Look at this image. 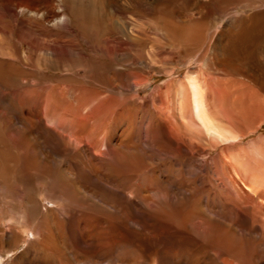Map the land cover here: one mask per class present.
Returning <instances> with one entry per match:
<instances>
[{"label":"bare ground","instance_id":"bare-ground-1","mask_svg":"<svg viewBox=\"0 0 264 264\" xmlns=\"http://www.w3.org/2000/svg\"><path fill=\"white\" fill-rule=\"evenodd\" d=\"M99 2L98 0H94L93 4L86 8L83 7L85 0H72V5L76 8L74 12L79 19H75V22H73L67 13L58 14L55 16L56 21L54 27L75 32V29L87 28L92 25L93 36L97 35V39H103L105 42L110 41V43L114 42L121 46V43L117 40L124 39L116 37V32L108 30L110 28V20L107 18L109 13H107L103 4L101 5ZM226 2L233 5L237 4L238 1L226 0ZM140 4V1L135 3L136 10L140 6H143ZM154 4L157 5V8L152 11ZM171 4H173L172 0L149 1V5L143 6L144 10L139 12L147 14L148 16L154 15L158 20H163V25L169 36H174L175 32L183 34L184 27L179 25L185 24V21L181 15H178V18L173 17L170 7ZM19 6L30 17H33L38 11L31 9L27 5L21 4ZM8 7L14 13H17V6L9 5ZM260 15L263 18L260 20V25H256V22H253L248 25L249 28L239 27L233 21L227 23L225 29L219 33L216 45L210 47L212 48L211 55L214 56L212 62H210L215 66V71L222 70L227 75H232V73L246 75L249 83H246L247 81L245 80V83L242 82L244 86H240V80L236 81V79L232 78H229L227 81H222V79L217 80L215 82L223 88L221 91L217 92L214 90L212 93V90L209 88L210 83L206 81L205 77L196 76L194 73H192L193 75L187 76L189 80L187 83L182 80L179 83L171 81L169 83V92L166 96L172 97V95L176 94L182 97L183 102L178 110L174 107L175 104L173 103L175 102L173 100L171 114H168L167 117L161 115L160 108L156 105L155 95L151 98L152 101H150L151 99L149 101L145 100L143 95L130 96L125 99V107L121 109L120 116L114 121L115 127L118 125H126L127 123V125H134L139 119L141 113L140 108L144 103L146 106L145 112L148 114L147 123L146 125L144 124L147 130L146 134L154 136L160 131L161 136L172 147L166 151L163 148H158L159 150L167 152L169 156L164 159L166 164L164 166L162 165L163 167L159 171L155 170V173L148 177L150 179L147 178L148 182H145L144 187H141L139 182L135 183L136 176L138 178L146 177L143 174L144 171L150 168V166L154 167V163L157 161L156 158L159 157L156 156L153 150L150 151L148 148L142 147L137 148L138 145L136 143L129 142L133 127L128 128L127 132L126 130L122 132L120 129H116L113 134L110 133L111 130L108 140V146L110 148L107 151H103L104 155L102 157L90 155L87 148L80 149L81 153L71 152L72 150L70 151L69 148H56L51 152L46 151L47 148L45 151L40 148H0V194L12 196V199L17 195L20 198V202L25 206L22 211L8 207L9 210L7 212H10L12 217L8 218V223H6L5 217L0 215L2 224L5 227L0 229V251L5 253L10 252L20 244V241L25 235L24 233H33L35 239L24 252L20 253L14 259V264H33L35 261L40 264H219L213 254L203 258V256L195 253L193 251L194 247L190 243L191 240L196 244H200L202 248H217L218 250L222 247L229 249V251L239 255L238 258L235 256L234 260L237 263L241 262V259L244 258L241 254L244 253L245 249L243 242L236 239L233 236L234 233L229 228L223 226L225 224L220 225L214 223L213 225V223H204L207 227L206 234L209 232V237L211 238L207 241L202 238V233L199 230H194L191 220H195L198 217L196 210H199L207 217L209 215L215 217L217 214V211H213L210 205L204 208L205 199L203 200V195L205 190L208 193H218L212 190V188L220 186L218 182L220 176L214 167L210 165V171L205 172L204 167L198 163V159L202 155L198 153L199 150L189 148V145L192 139H196L200 144H203L206 140V133H212L222 137L219 132L212 130L214 129L213 127L220 128L222 125L220 124L218 110L214 109L210 113L209 108H207L208 106L205 102L206 90L212 93L211 96L216 94L219 97L220 105H225L226 103L232 105V109L228 112L229 119L234 120L239 115L246 113L243 108L238 106L244 100L246 101L247 98L254 99L263 106L257 94L258 89H254L251 85L253 83L259 88H264V79L260 76L263 74L260 71L256 72L246 63H242L243 66H241L239 58L237 59L234 53L239 48L237 45L245 44L243 41L246 32L264 33V12H261ZM29 21L31 20L29 19ZM176 21H178L177 25L175 23ZM26 24L24 25V29L31 31V24ZM204 24L195 25V33H189V36L193 37L195 41L194 45L197 43L195 45L199 49L197 51H201L203 47L200 46V41L206 38L211 39L214 33H205ZM116 25L119 29L122 28L125 31L128 22L122 20ZM194 30L191 29V31ZM6 31L9 33L8 30ZM21 35L24 38L25 34L23 35V32ZM129 35L130 32L127 30L124 36L128 38ZM182 36L185 37L186 35ZM128 39H133L132 34ZM34 44L30 47L36 50ZM52 48H56V46H52ZM73 49L65 50L63 52L64 55L61 56L64 59L66 58L67 62H71H65L69 67L75 65L74 60L69 59V56L74 54ZM1 53L3 55H13L11 52ZM128 55L129 62L131 63L137 58L136 55H131L130 52H128ZM224 55L231 56V58H225ZM50 56L57 59L54 52ZM39 62L45 70H52L54 68L52 71H56V68L60 66L59 59L51 69L45 67L44 59H39ZM208 66H210L209 62L205 61L204 66L202 65L204 72L208 70ZM1 67L0 78L3 77L5 80L9 79L12 76L10 67L7 68L9 71ZM63 69L64 72H70L69 68ZM105 71L107 72L106 69ZM106 74L108 76L106 81L104 79L97 80V78L90 76L88 77L90 81L82 79L81 76L79 78L65 76L60 79L61 85L54 88V91L56 88H61L58 91V99L55 102L54 108L60 119L59 125L80 121V116L85 123L100 117L102 122L101 125H98L96 131L102 130L107 120L106 118H108L107 115H109V106L116 101V97L124 92L123 90L117 91L116 88L127 86L132 90L133 85L144 81L136 76L130 75L129 72H123V83L121 84L120 82L114 87L113 81L115 80V76L112 73L108 74V72ZM88 87H92L93 90L91 89L87 94H84L86 92L85 88ZM30 97L29 101H33L36 111L35 119L34 115L31 116V107L33 105L27 103V107H29L26 112L31 116L30 123L32 124L38 121L40 123L41 116L39 114L42 99L37 96ZM191 97L194 109L193 118L190 116L189 108ZM19 104L20 102H18ZM124 115L127 117L124 118ZM209 126L213 127L211 128ZM77 127H79L78 124ZM111 129L115 128L111 127ZM57 137L65 141L69 139L68 135ZM14 152H19L20 156H25L26 160L23 159L25 163L21 167V164L18 166L16 163V158L13 155ZM30 153L32 155L28 157ZM142 154L147 158L146 162L141 161L144 159H141ZM177 164L178 168H176ZM184 167H186L190 175L189 177L182 176ZM170 171L174 172V174L170 173ZM26 177L33 178V182L31 183L33 187L29 193L20 196L14 191L13 183L18 182V180L25 181L24 179ZM38 182L40 185L47 187L48 195L52 203V207L48 210L47 214L38 213L39 203L36 201ZM231 182L234 188L233 190L241 196V188H239L235 180L231 179ZM21 183L23 184L22 181ZM242 183L253 195L252 203L260 200L264 204V181L251 178L249 182L246 179L242 180ZM138 186L141 188L140 190ZM225 192L231 197V202L235 207L233 210L236 209L241 222L248 224L251 220L250 224H252V228L249 227V232L251 234L254 233V235H262L264 239V209H260L252 204L245 205V209L241 211L237 196L235 197L233 194L231 196L228 191ZM213 198L218 199L217 196H213ZM79 210H82L81 220L78 219L79 221L76 224L81 225V228H79L77 233L78 241L75 243L71 236L73 235V226L71 225L74 221L71 220H75V215ZM10 223H13V225L8 226ZM233 226L237 229H243L242 225L234 224ZM229 227H232L230 223ZM156 231L160 234V241L154 247L149 244L147 245L150 242H146L144 240L145 237H150ZM171 234H176V238L172 237ZM259 244V249L264 252V248H262L264 247V240ZM200 245L198 246L201 247ZM258 262L260 263L261 261Z\"/></svg>","mask_w":264,"mask_h":264},{"label":"rangeland","instance_id":"rangeland-1","mask_svg":"<svg viewBox=\"0 0 264 264\" xmlns=\"http://www.w3.org/2000/svg\"><path fill=\"white\" fill-rule=\"evenodd\" d=\"M98 1H100L99 4H103L107 13H109L107 18L110 20V28L108 27V30L116 32V37L124 39L117 40L121 43V46L114 42L110 43V41H106V43L103 39H97V35L93 36L92 25L87 28L75 29V32L55 28V16L58 14L67 13L70 20L73 22H75V19H79L74 12L76 8L72 5V0H0V67L2 66L1 68H5V70H8L7 68L10 67V70L12 71V76L9 79L5 80L3 77L0 78V148H40L44 151L47 148L46 151L48 152H51L56 148H69L70 151L72 150L71 152L74 151L77 153H81L80 149L87 148L90 155L102 157L104 155L103 151H107V149L110 148L108 146V140L109 132L111 130L112 131L110 133L113 134L116 129H120L122 132L126 130L127 132L128 128L130 129L133 127V130L130 133L129 142L136 143L138 145L137 148L142 147L148 148L150 151L153 150L156 156L160 158H156L157 161H155L154 167L150 166V168L144 171L143 174H145L146 177L138 178L136 176L135 183L139 182V185L144 187L148 182L147 178L154 174L155 170L159 171L166 164L164 159L169 155L165 151L172 147L161 136L160 131L154 136L146 134L147 130L145 125L147 123L148 114L145 112L146 106L144 103L140 108L141 113L139 115V119L136 123H134V125H127V123L126 125H118L115 127L114 121L120 116L121 109L125 107V99L130 96L143 95L145 100L149 101L153 95H155L154 98L156 100V105L160 108L161 115L163 117H167L168 114H171L170 111L173 100L175 102L173 103L175 104L174 107L178 110L183 102L182 97H179L176 94L172 95V97L166 96L169 92V83L171 81L179 83L182 80L187 83L189 82L187 76L193 75L192 73H194L196 76L205 77L206 81L210 83L209 88L212 90V93L214 90L218 92L223 88L220 84L215 82L217 80L222 79V81H227L229 78L236 79V81L240 80V86H244L242 82L245 83L247 81L246 83H249L246 75L234 73H232V75H227L222 70L215 71V66L211 64L214 56L211 55L212 48L210 47L216 45L219 33L225 29L226 24L231 23V21L236 23L239 27L246 28L253 22H256V25H260V20L263 19L261 18L260 13L264 12V1L237 0V4L231 5V3L226 2V0H172L173 4H171L170 7L173 17L178 18V15H181L182 19L185 21V24L179 25L184 27L183 34L175 32L174 36H169L167 34V30L163 25V20H158L154 15L148 16L147 14L140 13L141 10H144L145 6L149 5V1L155 0ZM137 1H140L144 7L140 6L139 9L136 10L135 3ZM93 2L94 0H85L83 7H90ZM21 4L27 5L31 9L38 10L36 13L37 15L34 14L33 17H30V15L19 6ZM9 5L17 6V13H14L13 10L8 7ZM227 6L229 7L224 9ZM155 8H157L156 4L152 6V11H154L153 9ZM21 9H23V11H21ZM29 19L31 21H29ZM122 20L128 22L125 31L122 28L119 29L116 25ZM175 23L177 25L178 21ZM203 23H205V33H214L211 39L206 38L201 41L198 40L200 43L197 41L200 46H203L202 50L200 48L201 51H197L199 50L197 49V46L195 47L197 43L194 45L195 41L193 37L189 36V33H195V25ZM25 24H31L30 26L32 27V30H25ZM191 29L194 31H191ZM6 30H8L9 33ZM127 30L130 32L128 38L131 37L132 34L133 39H128L124 36V33ZM22 32L23 35L25 34L24 38H22ZM182 35L186 36L183 37ZM245 35L246 36L243 35V42H245V44L237 45L239 48H237L234 52L237 56L235 57L237 59L239 58L241 66H243L242 63H246L256 72L260 71L263 74L260 76L264 79V33L259 34L258 32H246ZM100 42L103 43L101 44ZM32 44L35 45L36 50L30 47ZM52 46H56V48H52ZM71 46L72 48H70ZM67 49H73L74 52V54L69 56V59H72L75 62V65L71 67H69L68 64H65L67 59L61 57L64 55L63 52ZM1 52H11L13 55H3ZM52 52L55 53L57 59L50 56ZM128 52H130L131 55L137 56L132 63L129 62ZM224 57L228 59L231 58V56L226 55H224ZM41 58L42 60L44 59V65L48 69L55 66L58 59L60 60V66L56 68V71H52L54 68L52 70H45L39 62V59ZM205 61L209 62L210 66H208V70H205L204 72L202 65L204 66ZM63 68H69L70 72H64ZM105 69L108 74L112 73V75L115 76V80L113 81L114 87L120 82L121 84L123 83V72H129L130 75L136 76L144 81L133 85L132 90H130L127 86L116 88L117 91L123 90L124 92L119 96L117 95L118 97H116V101L109 106V115H107L108 118H106L107 120L105 119L106 122L103 125L104 130L102 129L100 131H96L98 125H101L102 122L100 117H97V120L93 119L92 121L85 123L82 120L83 118L80 116V121L59 125L60 119L54 108L55 102L58 99V91H60L61 88H56V92L54 91V88L61 85L60 79L65 76L72 78H79V76H81L82 79L90 81V78L88 79L90 76L92 78H97V80L104 79L106 81L108 76ZM84 74H87V76ZM251 85L254 89H258L257 94L260 97V102H262L264 106V88H259L253 83H251ZM85 89L86 92H84V94H87L91 89L93 90L92 87ZM212 93H209V91L206 90L205 102L207 103V108H209L208 110L210 113H212L214 109L218 110L219 120L222 127L215 128L212 126L214 128L212 130L219 132L222 137L212 133H206V140L203 144H200L196 139H192L189 148H193L197 151L199 150L198 153L201 154L202 157H199L198 163L204 167L205 172H209V167L213 166L220 176L218 180L220 186L212 188V190L217 191L218 193H208V191L205 190L203 195V200L205 199L204 208L210 205L213 211H217V214L215 217H211L210 215L207 217L199 210H196L198 217H196L195 220H191V223L194 230H199L202 233V238L206 241L211 238L209 237V232L206 234L207 227L204 223H213V225L214 223L220 225L225 224L223 226L229 228L234 233L233 236L243 242L245 249L244 253L241 255L244 258L241 259V262L237 263L234 258L235 256L238 258L239 255L229 251V249H224L222 247L218 250L217 248L208 249L202 248L200 244H196L191 240L190 243L192 244L191 246L194 247L193 251L195 253L203 256V258L207 255L213 254L219 264H258V261H261L260 263L263 264L264 252L259 249V243L264 240L263 236L254 235V233L251 234V232H249V227L252 228V224H250L251 220L248 224L241 222L236 209L233 210L235 207L231 202V197L226 194L225 191H228L231 196L232 194L235 197L237 196V200L240 202L239 206L241 211L245 209V205L252 204L256 205L260 209H264V204L260 200L252 203L253 195L242 183V180L246 179V181L249 182L251 178L254 180L257 179L259 181H264V107L260 105L258 101L247 98L246 101L244 100V102L238 106L243 108L246 113L239 115L234 120L229 119L228 112L232 109V105H230V103L220 105L219 97L216 96V94L211 96ZM30 96H37L42 99L39 114L41 116L40 123H38L39 121L32 124L30 123L31 116L34 115L35 118L36 114L33 101H29V98H31ZM150 101H152V99ZM18 102H20V106L18 105ZM27 103H31L33 105L31 107V116L26 112L29 107H27ZM189 104L190 116L193 118L194 109L192 97L190 98ZM125 115L124 118L128 116ZM77 124L79 127H77ZM111 127H114L115 129H111ZM91 132L92 134H90ZM65 135L69 136V139L66 141L60 138L58 139L57 137ZM158 148H163L165 151L159 150ZM13 155L16 158V163L18 166L21 164V167L22 164L25 163L23 162L25 156H20L19 152H14ZM30 155L32 154H28V157ZM141 159L143 162L147 161L144 154L141 155ZM176 166V168H178V164ZM170 173L174 174L172 171H170ZM241 173L243 177L241 176ZM182 176H190L186 167H184V170L182 171ZM26 179H24L25 181L18 180V182L13 183L14 191L20 196L24 194L26 195V193H29L32 190L33 184L31 183L33 182V178H31V180L29 177H26ZM231 179L235 180L239 188H241V196L233 190L234 188L232 186ZM37 185L36 201L39 203L38 213L47 214L48 210L52 207V203L48 195V189L47 187L40 185L39 182ZM206 188H208V186H206ZM140 189L141 188H139V190ZM213 196H217L218 199H214ZM17 197L19 198V196L16 195V197L12 199V196L0 194V215L5 217L6 223H8V218H12L11 213L7 212V210H9L8 207L19 209V211H22L25 208V206L20 202V198L18 199ZM219 205L221 206L220 208ZM81 214L82 210H79L75 215V220H71L74 221L71 225L73 226V235L71 236L75 243L78 241L77 233L79 228H81V225H77L76 223L81 220ZM229 223L232 227H229ZM232 224L242 225L243 229H237ZM12 225L13 223H10L8 226ZM2 227H4V224H2V219L0 218V229ZM24 234L23 239L16 248H13L8 253L0 251V264H14V259L31 245L35 236L33 233ZM171 236L176 238V234H171ZM144 240L146 242H150L147 243V245L149 244L154 247L156 243L160 241V234L156 231L150 237L146 236ZM33 264L40 263L35 261Z\"/></svg>","mask_w":264,"mask_h":264},{"label":"clouds","instance_id":"clouds-1","mask_svg":"<svg viewBox=\"0 0 264 264\" xmlns=\"http://www.w3.org/2000/svg\"><path fill=\"white\" fill-rule=\"evenodd\" d=\"M21 11H23V9H21Z\"/></svg>","mask_w":264,"mask_h":264}]
</instances>
